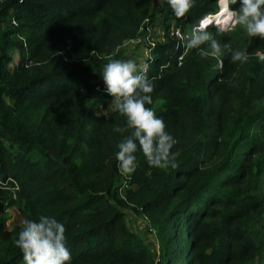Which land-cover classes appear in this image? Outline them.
<instances>
[{"label":"trees","instance_id":"trees-1","mask_svg":"<svg viewBox=\"0 0 264 264\" xmlns=\"http://www.w3.org/2000/svg\"><path fill=\"white\" fill-rule=\"evenodd\" d=\"M215 2L196 0L177 19L160 0H0V180L18 184L14 197L0 188V205L23 221L64 224L71 264H264V94L252 93L264 91V66L240 69L227 84L203 68L200 49L184 55L186 40L171 32H189ZM145 17L162 26L161 39L143 45L140 66L149 64L154 84L145 107L175 139L178 167L150 168L137 151L126 177L115 153L131 135L116 131L127 118L95 113L83 99L110 97L101 72L105 57L120 58L107 55L108 28ZM248 48H264V39L249 37ZM219 93L233 96L226 114ZM125 208L146 219L155 262L126 226ZM3 220L0 264H25L15 244L23 221Z\"/></svg>","mask_w":264,"mask_h":264},{"label":"clouds","instance_id":"clouds-1","mask_svg":"<svg viewBox=\"0 0 264 264\" xmlns=\"http://www.w3.org/2000/svg\"><path fill=\"white\" fill-rule=\"evenodd\" d=\"M236 2L218 0L217 15H206L195 22L186 43H183L185 38L180 37L184 55L200 49L199 55L203 58H220L227 54L233 62L248 61L249 56L245 52L233 51L228 43L222 46L208 30L215 27L217 33H224L243 26L248 37L264 39V0H240L238 9L231 8ZM160 3L167 4L174 16L182 19L195 6L196 0H160ZM205 44L208 48H201ZM257 55L264 60V54ZM105 58L108 62L101 72L104 91L112 98L113 110L127 118L126 127H118L116 131L132 130L130 136L121 139L115 153L121 175L127 177L135 172L137 151L143 153L150 168H177L176 153L171 151L175 139L165 131L163 119L145 107V104L152 103L151 93L154 91V84L148 78L149 64L138 67L133 60ZM217 67L222 69V60H218ZM85 106H89L87 101ZM65 232V225L54 217L40 215L38 220L23 221L15 244L21 250L25 264H71Z\"/></svg>","mask_w":264,"mask_h":264},{"label":"rangeland","instance_id":"rangeland-1","mask_svg":"<svg viewBox=\"0 0 264 264\" xmlns=\"http://www.w3.org/2000/svg\"><path fill=\"white\" fill-rule=\"evenodd\" d=\"M215 6V10H217L219 8L218 0H216ZM230 7L233 9H238L239 4H235L234 6ZM145 23L147 26L144 25ZM131 25H136V23ZM137 25L138 27H109V53L107 55H114L123 60H133L137 66H140V62L143 57L142 47L146 41L143 38L151 37L154 41L160 40L162 26L158 17H155L152 20H148L147 17H145ZM134 30L139 33L138 35H140L139 42H135L132 38L133 36L130 34L133 33ZM208 30L222 46L226 43L231 44L233 51L245 52L249 56V59L245 63H241L239 61L233 62L230 58V55H227V59L225 62H223L222 69H220L217 67L218 60H221L220 58H203L200 56V61L202 62V66L206 71L216 70L217 72L223 74V77H221L222 81L227 84L234 85L236 83L237 74L240 69H255L259 72L260 68L264 66V60H260L257 55L258 53L264 54V48H248L249 37L247 36L243 26H237L235 30L224 33H217L215 27H211ZM56 38L57 34L54 36L52 35L51 40ZM207 48L208 45L204 47V49ZM12 58L14 60L16 58L15 50L12 51ZM255 70L253 72H255ZM256 92H263L264 94L263 87L254 90L252 93L255 94ZM232 97L233 96L224 93H219L217 95L216 104L221 109L223 114L228 113L231 109L232 103H234ZM86 101L95 113H109L113 111L111 97L106 99V103L104 105L101 103L100 99L94 97H86L83 99L84 105ZM259 101L261 104H263L264 98L260 99ZM0 218L4 219L3 221L6 226H10L13 222L20 223L23 221L22 216L14 206L9 207L6 210H2L0 208ZM124 222L128 229L133 231L141 239L142 243L149 249L150 255L154 258L155 254L157 253V243L152 231L148 228L146 219L142 216V214H135L129 208H125Z\"/></svg>","mask_w":264,"mask_h":264},{"label":"built area","instance_id":"built-area-1","mask_svg":"<svg viewBox=\"0 0 264 264\" xmlns=\"http://www.w3.org/2000/svg\"><path fill=\"white\" fill-rule=\"evenodd\" d=\"M216 12V11H215ZM214 13V12H213ZM206 14H208V13H206ZM206 14L205 15H203V16H206ZM202 16V17H203ZM11 21V23H15L14 22V20L13 19H11L10 20ZM173 34H175L176 35V37L177 38H180L181 36H183L185 39L184 40H186L187 41V37L190 35V33H191V30L189 31V32H186V33H181L177 28H175V29H173L172 31H171ZM133 40L135 41V42H139V40H140V37H134L133 38ZM145 40H146V45H153V42H154V40L151 38V37H145ZM148 50H149V47H147V46H143L142 47V53H143V57H145L147 54H148ZM142 66V65H141ZM123 181V180H122ZM0 188H5V189H8L9 191H10V193H11V195H12V197H14V195H15V190L18 188V184H17V182L15 181V180H13V179H11L10 177H7L5 180H0ZM0 208L2 209V210H6V209H8V207H6V206H4V205H0ZM155 260H156V258L154 257L153 258V262H155Z\"/></svg>","mask_w":264,"mask_h":264},{"label":"bare ground","instance_id":"bare-ground-1","mask_svg":"<svg viewBox=\"0 0 264 264\" xmlns=\"http://www.w3.org/2000/svg\"><path fill=\"white\" fill-rule=\"evenodd\" d=\"M218 13H219V8H218L217 12L212 13V14H208L207 16H215V15H217Z\"/></svg>","mask_w":264,"mask_h":264}]
</instances>
